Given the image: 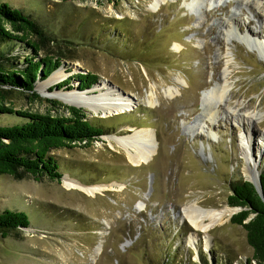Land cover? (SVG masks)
Returning <instances> with one entry per match:
<instances>
[{
  "label": "rangeland",
  "instance_id": "obj_1",
  "mask_svg": "<svg viewBox=\"0 0 264 264\" xmlns=\"http://www.w3.org/2000/svg\"><path fill=\"white\" fill-rule=\"evenodd\" d=\"M152 1L0 0L46 31V50L38 55L59 59L55 70L65 73L49 86L44 81L50 74L38 75L37 99L27 90L10 91L13 107L69 115L65 105L74 104L52 92L96 94L102 85L131 102L129 109L105 117L81 106L106 132L89 144L53 149L59 177L0 173V211L23 210L30 221L0 237V264L253 263L246 231L231 219L238 207L227 196L234 180L251 179L244 171V134L252 137L244 152L258 174L264 171V136H257L264 131V0H255L257 10L245 0H159L155 6ZM10 53L20 66L31 56L20 44L11 45ZM87 72L95 81L83 88L80 75ZM223 84V98H211ZM209 106L214 111L209 131L216 138L192 126ZM230 107L262 112V120L234 121L224 115ZM141 129L153 132L156 152L134 163L110 137ZM66 179L109 189L89 195L67 188ZM194 202L204 208L227 205L233 212L207 232L194 230L178 215ZM98 243L102 249L96 253Z\"/></svg>",
  "mask_w": 264,
  "mask_h": 264
},
{
  "label": "trees",
  "instance_id": "obj_2",
  "mask_svg": "<svg viewBox=\"0 0 264 264\" xmlns=\"http://www.w3.org/2000/svg\"><path fill=\"white\" fill-rule=\"evenodd\" d=\"M46 38V31L28 13L6 2L0 3V120L13 118L12 121L0 122V173L15 178L24 173L36 178L42 175L59 177V163L51 153L53 149L72 147L82 141L89 144L106 132V127L87 118L82 107L65 105L69 115H64L15 108L8 101V93L19 89L30 91L34 99L40 98L34 90L36 77L40 74L48 76L61 64L59 59L48 53L38 55L46 50ZM13 44L29 50L31 56L19 61L24 66L13 61L10 53ZM80 79L85 84L81 87L86 88L95 81V75L87 72L81 74ZM259 177L264 197V171ZM227 203L242 207L231 219L244 227L247 243L252 247L253 263L248 260L246 264H264V199L252 182L239 179L231 183ZM29 223L25 211L4 208L0 211V237L10 236ZM204 264H208L206 260ZM212 264L230 263L215 260Z\"/></svg>",
  "mask_w": 264,
  "mask_h": 264
},
{
  "label": "bare ground",
  "instance_id": "obj_3",
  "mask_svg": "<svg viewBox=\"0 0 264 264\" xmlns=\"http://www.w3.org/2000/svg\"><path fill=\"white\" fill-rule=\"evenodd\" d=\"M158 1L159 0H153L152 5L154 6L157 5ZM160 1L163 2L165 0H160ZM245 2L250 8H254L257 10L256 5L258 6V4L255 0H245ZM213 13H215V9H212L210 11V14ZM232 22L235 21L232 20ZM238 29L241 31H245L247 34L251 35L250 31L244 30V28H241L239 25H238ZM212 30L209 31L211 32ZM63 75L65 76V73L63 72L62 68L55 70L44 81V86L45 85L49 86L54 82L57 83L62 77H64ZM96 88H100L103 90L96 94L91 92L89 89L82 92L76 90H70L68 92L57 91V92H52L51 96L57 97L66 103L76 104L77 106L91 107L94 111L99 112L104 117L109 116L113 113L125 111L130 108L129 106L131 102L129 101V99L127 97L121 96L114 88L106 85L96 86ZM167 92L168 94L173 93L172 90L170 89ZM226 92H227V86L223 84V86L222 85L221 87L218 86L211 93V98L217 97L219 98L217 101H220L223 98L224 93ZM147 102L149 104H152L153 99L149 97L147 99ZM212 108L213 107L209 106L205 111L206 113L202 117V119H199V121H195L192 124V126L194 127L196 133L202 132L203 134H207L212 138L213 137L216 138V135L212 134L211 131H209V127H210L209 122L213 120V114H214ZM228 109L231 111L226 110L225 111L226 113L224 115L232 118L234 121L246 120L250 123H253V122H258L260 119L262 120L263 117L262 112L249 113L245 111L243 113L242 111L239 112L238 109L235 108L230 107ZM262 135L264 136L263 130L257 133V136L262 137ZM110 139L116 142L117 144H119L120 146H122L125 152L127 153L129 159L134 163L146 162L156 152V145L154 142L153 132L150 129L149 130L141 129L134 131V133H130L129 135H124L114 138L110 137ZM251 139H252L251 134L250 136L244 134V136L241 137L242 150H243L242 153L244 154L246 160L244 171L246 173L245 175H247L251 179H257V176L259 174L256 167V163L255 161H253V158H251L249 155L246 154V152H244L243 149V147L246 148V146L251 143ZM64 183L67 188H73V187L79 188L89 195H92L94 192H101V190L109 189L107 185H103V184L83 185L77 181L70 179H66ZM232 212H233V208L228 207L227 205L215 209L213 207L204 208L198 205L197 202H194L189 205H184L182 209L179 211L178 215L182 219H186L194 230L207 232L214 225L223 223ZM195 235L196 234L191 232L188 237L189 243L192 245L195 244V239H196ZM209 241H210L209 237H206L204 239V245L206 247L210 245V243H208ZM101 249H102V244L98 243L95 247L96 253H99Z\"/></svg>",
  "mask_w": 264,
  "mask_h": 264
},
{
  "label": "water",
  "instance_id": "obj_4",
  "mask_svg": "<svg viewBox=\"0 0 264 264\" xmlns=\"http://www.w3.org/2000/svg\"><path fill=\"white\" fill-rule=\"evenodd\" d=\"M53 72V71H52ZM51 72V73H52ZM50 73V74H51ZM81 90H83V89H81ZM75 105V104H74ZM76 106V105H75ZM78 107V106H77ZM79 107H81V106H79ZM260 174L257 176V179H248V181H250V182H252V184L255 186V188H256V190H257V192L260 194V196L262 197V199H264V197H263V194H262V188H261V184H260ZM234 207H238V210L237 211H240L241 209H242V207L241 206H234ZM236 211V212H237ZM250 218V217H249ZM249 218H247L246 219V221L249 219Z\"/></svg>",
  "mask_w": 264,
  "mask_h": 264
}]
</instances>
